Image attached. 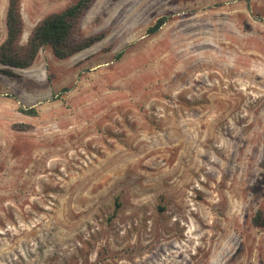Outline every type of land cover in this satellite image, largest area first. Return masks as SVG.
<instances>
[{
  "label": "rangeland",
  "instance_id": "rangeland-1",
  "mask_svg": "<svg viewBox=\"0 0 264 264\" xmlns=\"http://www.w3.org/2000/svg\"><path fill=\"white\" fill-rule=\"evenodd\" d=\"M21 1L26 42L76 0ZM100 31L0 72V264H264V0H92Z\"/></svg>",
  "mask_w": 264,
  "mask_h": 264
},
{
  "label": "trees",
  "instance_id": "trees-1",
  "mask_svg": "<svg viewBox=\"0 0 264 264\" xmlns=\"http://www.w3.org/2000/svg\"><path fill=\"white\" fill-rule=\"evenodd\" d=\"M91 3L92 0H76L64 9L46 15L33 27L26 42H23L25 20L22 1L9 0L6 15L7 35L0 44V64L3 65L0 72L6 76H17L15 69L32 66L46 45L52 48L56 57L65 59L104 39L106 31L86 36L78 34L80 18ZM166 22V16L160 17L148 28V33L157 32ZM20 111L32 115L37 113L35 107H20ZM255 222L264 224L262 210L255 216Z\"/></svg>",
  "mask_w": 264,
  "mask_h": 264
}]
</instances>
